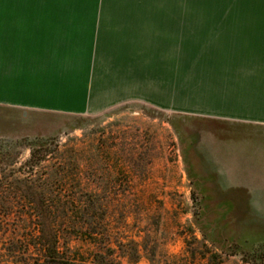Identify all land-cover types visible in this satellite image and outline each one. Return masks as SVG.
<instances>
[{"label": "rangeland", "instance_id": "374dc122", "mask_svg": "<svg viewBox=\"0 0 264 264\" xmlns=\"http://www.w3.org/2000/svg\"><path fill=\"white\" fill-rule=\"evenodd\" d=\"M47 20L53 28L69 20V44L89 48L91 67L92 54L115 56L133 86L84 114L0 109V176L30 173L41 202L66 204L51 216L69 256L85 264L264 258V127L194 116L223 89L211 71L264 56V0H0L1 36L48 29ZM42 143L31 169V147ZM79 202L99 206V236L69 227L79 217L69 204ZM19 215L0 212V264L26 260L4 251Z\"/></svg>", "mask_w": 264, "mask_h": 264}, {"label": "crops", "instance_id": "0c3cea01", "mask_svg": "<svg viewBox=\"0 0 264 264\" xmlns=\"http://www.w3.org/2000/svg\"><path fill=\"white\" fill-rule=\"evenodd\" d=\"M46 22L48 29L24 32L19 26L0 35V109L84 114L117 99L123 88L133 87L123 78L124 68L115 56L92 54L91 67L89 48L84 52L82 45L69 44L73 34L69 20L60 22L61 28ZM257 57L250 68H224L217 70V75L211 71L223 89L211 102L194 106V116L264 127V56ZM127 64L137 76L135 61L130 59ZM240 64L247 62L241 59ZM217 157L219 165L225 163L223 154Z\"/></svg>", "mask_w": 264, "mask_h": 264}, {"label": "trees", "instance_id": "16d2710c", "mask_svg": "<svg viewBox=\"0 0 264 264\" xmlns=\"http://www.w3.org/2000/svg\"><path fill=\"white\" fill-rule=\"evenodd\" d=\"M36 146L35 144L31 147L30 160L27 162L31 169L37 165L45 153L43 143ZM11 173L0 176V212L3 211L6 216H10L19 210L20 222L16 225V230L14 229L15 235L11 237V244L7 248L5 246L4 251L7 255L13 259L17 255L25 257L26 260L23 262L16 261L19 264H85V261L69 256L66 243L61 245V233L58 231L54 217L51 216L53 208L63 209L66 204L59 201L57 204L41 202L40 187L35 179L29 178L30 173L22 178L10 179ZM98 207L93 203L69 204V212L73 211L76 216H79L69 221V227H72L75 233H89L92 237L99 236L98 228L104 222V217H97L100 209ZM85 211H92V214L85 216ZM5 231L0 227L1 234H5ZM72 237H76V234H69V240ZM89 242L94 245L99 244L92 240ZM243 261L247 264H264V258L261 257H254L253 260L243 259Z\"/></svg>", "mask_w": 264, "mask_h": 264}]
</instances>
